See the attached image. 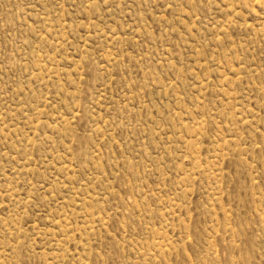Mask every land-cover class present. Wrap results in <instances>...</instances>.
Listing matches in <instances>:
<instances>
[{
  "label": "rangeland",
  "instance_id": "rangeland-1",
  "mask_svg": "<svg viewBox=\"0 0 264 264\" xmlns=\"http://www.w3.org/2000/svg\"><path fill=\"white\" fill-rule=\"evenodd\" d=\"M0 264H264V0H0Z\"/></svg>",
  "mask_w": 264,
  "mask_h": 264
}]
</instances>
